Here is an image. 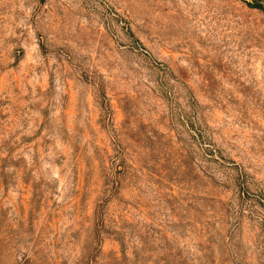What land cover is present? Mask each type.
<instances>
[{"label": "rangeland", "instance_id": "374dc122", "mask_svg": "<svg viewBox=\"0 0 264 264\" xmlns=\"http://www.w3.org/2000/svg\"><path fill=\"white\" fill-rule=\"evenodd\" d=\"M263 5L0 0V264H264Z\"/></svg>", "mask_w": 264, "mask_h": 264}, {"label": "trees", "instance_id": "16d2710c", "mask_svg": "<svg viewBox=\"0 0 264 264\" xmlns=\"http://www.w3.org/2000/svg\"><path fill=\"white\" fill-rule=\"evenodd\" d=\"M263 3H264V0H263ZM262 5H260V4H256V7H261ZM263 7H264V5H263Z\"/></svg>", "mask_w": 264, "mask_h": 264}]
</instances>
